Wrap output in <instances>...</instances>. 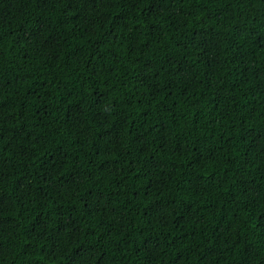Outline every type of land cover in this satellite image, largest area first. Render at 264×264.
Instances as JSON below:
<instances>
[{
    "label": "trees",
    "instance_id": "16d2710c",
    "mask_svg": "<svg viewBox=\"0 0 264 264\" xmlns=\"http://www.w3.org/2000/svg\"><path fill=\"white\" fill-rule=\"evenodd\" d=\"M0 264H264V0H0Z\"/></svg>",
    "mask_w": 264,
    "mask_h": 264
}]
</instances>
